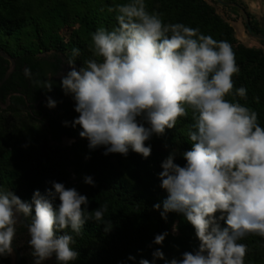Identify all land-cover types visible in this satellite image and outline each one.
I'll use <instances>...</instances> for the list:
<instances>
[{"label": "clouds", "instance_id": "1", "mask_svg": "<svg viewBox=\"0 0 264 264\" xmlns=\"http://www.w3.org/2000/svg\"><path fill=\"white\" fill-rule=\"evenodd\" d=\"M108 11L116 13V26L91 34L92 57L80 67L75 59L80 50L74 48L69 70L60 76V86L79 114L72 126L82 129L79 135L90 149L103 146L104 155L125 157L131 149L147 159L152 148L146 142L163 136L191 110V149L180 153L186 163L174 162L178 149H173L158 178L168 194L161 217L182 214L199 245L171 260L157 248L153 258L165 264H245L247 246L238 241L249 234L264 237V127L256 111L227 99L247 96L245 87H234L239 67L232 46L198 28L164 23L159 13L147 10L145 0H128ZM24 72L31 78L30 69ZM45 87L51 91L52 81ZM46 106L55 108L57 101L48 97ZM84 183L94 186L90 176ZM51 184L43 194L35 190L30 202L0 187V256L12 254L21 217L30 219L34 264L53 256L58 264L77 260L74 237L66 230L80 235L87 220L111 230L106 204L89 212L86 195L60 182ZM153 207L160 210L161 205ZM168 235H155L153 243L162 245ZM139 264L150 262L140 259Z\"/></svg>", "mask_w": 264, "mask_h": 264}, {"label": "trees", "instance_id": "2", "mask_svg": "<svg viewBox=\"0 0 264 264\" xmlns=\"http://www.w3.org/2000/svg\"><path fill=\"white\" fill-rule=\"evenodd\" d=\"M226 1L237 4L240 9L230 8L241 11L244 19L247 17L251 33L244 28L250 36H264V17L259 21L239 0ZM127 2L0 0V35L15 44L10 51L0 46L15 61L14 72L0 87L3 98L10 95L9 107H0V187L30 202L35 190L43 194L52 187V181L60 182L88 197L89 212L106 204L105 220L112 223L107 232L104 224L94 220L85 222L80 235L66 230L74 237L73 249L79 252L78 259L70 264H139L140 259L165 264V260L153 258L157 248L164 252L166 260H171L182 258L185 251L194 252L199 245L194 228L182 214L170 212L167 220L161 217L168 194L158 178L162 161L173 149H178L174 162L181 166L186 163L180 153L191 149V110L163 136L153 135L146 142L152 148L147 159L131 149L126 157L118 153L104 155L103 146L90 149L88 140L79 135L82 129L72 126L79 114L74 110L72 96L65 95L60 86V76L69 70L67 61L72 50H80L75 58L80 67L92 57L91 34L100 27L111 30L116 26V13L108 8ZM145 3L147 10L159 13L166 24L182 23L217 41L230 43L239 67V73L233 76L234 87H245L247 96L227 99L256 111L258 122L264 127V41L257 40L261 47L239 42L233 27L205 0ZM7 68L8 62L0 58V80ZM26 68L30 69L31 78L25 76ZM49 80L51 91L45 87ZM48 97L57 101L55 108L46 106ZM63 137L73 142L60 146ZM86 176L92 177L94 186L84 183ZM155 204L161 205L160 210L154 209ZM54 205H59L58 198ZM29 223L30 219L21 217L16 234L27 233ZM173 224L178 225L175 233ZM165 231L169 235L163 244H154L155 235ZM238 243L247 246L245 264H264V237L249 234ZM0 264H10L9 256H0ZM48 264H58L55 256Z\"/></svg>", "mask_w": 264, "mask_h": 264}, {"label": "rangeland", "instance_id": "3", "mask_svg": "<svg viewBox=\"0 0 264 264\" xmlns=\"http://www.w3.org/2000/svg\"><path fill=\"white\" fill-rule=\"evenodd\" d=\"M205 1L211 6H213L216 10V13L233 27L235 32V37L238 39L239 42L249 47H261L259 42L255 38L250 36L249 33L245 30L243 25L245 20L243 13L239 12L238 10L231 9L230 7L222 6L218 1L216 2V0H205ZM239 1L243 3V0H239ZM263 16L264 15L259 17V15H257L256 18L259 21H261L263 19ZM236 23H241V24H236ZM0 46H6L7 50L9 51L15 48L14 42L11 40L9 41L7 38L3 37L2 35H0ZM53 144L56 143L53 142ZM70 144L71 141L65 137H63L59 143L60 146H69ZM19 225H20V221L18 222L16 229L18 228ZM19 237L26 238L27 241L30 240L28 230L27 233L21 234ZM52 258L44 261L43 264L50 263Z\"/></svg>", "mask_w": 264, "mask_h": 264}, {"label": "water", "instance_id": "4", "mask_svg": "<svg viewBox=\"0 0 264 264\" xmlns=\"http://www.w3.org/2000/svg\"><path fill=\"white\" fill-rule=\"evenodd\" d=\"M217 1L222 6L234 7V8H239L240 9V7L237 4H235V3L224 2V1H221V0H217ZM243 25H244V27L247 28L249 33H251L246 16H245V20H244ZM251 35L256 40L264 41V36L263 35H256V34H251ZM0 58L6 60L8 62V68H7L4 76L0 80V87H1L7 81V79L11 76V74L14 72V70H15V61H14L13 58H11L9 55H7L6 53H4L1 50H0ZM8 104H9V101L7 100L5 105H1V103H0V107L2 109H5ZM68 140H70V139H68ZM70 141H71V143L73 142V140H70ZM12 249H13L12 254L8 255L9 256V260H10V264H22V254H21L19 248L17 247V245L14 243V240H13V243H12Z\"/></svg>", "mask_w": 264, "mask_h": 264}, {"label": "flooded vegetation", "instance_id": "5", "mask_svg": "<svg viewBox=\"0 0 264 264\" xmlns=\"http://www.w3.org/2000/svg\"><path fill=\"white\" fill-rule=\"evenodd\" d=\"M222 1V0H221ZM224 2H227L226 0H223ZM217 2V0H216ZM241 12V11H239ZM10 95H7L6 97L3 98V96L0 95V103L1 105H5L7 100L9 101ZM3 100L4 103L1 102ZM9 107V104L6 106V108ZM5 108V109H6ZM62 140V138H61ZM20 235L16 234L14 241L16 242L15 244L19 248L21 254H22V264L26 262V264H34V257L32 256V248L29 245V242H27L26 238L19 237Z\"/></svg>", "mask_w": 264, "mask_h": 264}, {"label": "crops", "instance_id": "6", "mask_svg": "<svg viewBox=\"0 0 264 264\" xmlns=\"http://www.w3.org/2000/svg\"><path fill=\"white\" fill-rule=\"evenodd\" d=\"M243 4L253 15L255 16L259 15V17L264 15V0H243ZM236 24H241V23H236Z\"/></svg>", "mask_w": 264, "mask_h": 264}]
</instances>
